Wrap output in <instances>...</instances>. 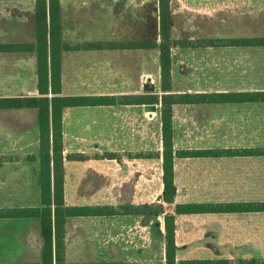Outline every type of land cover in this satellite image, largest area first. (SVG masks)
<instances>
[{
    "label": "crops",
    "instance_id": "1",
    "mask_svg": "<svg viewBox=\"0 0 264 264\" xmlns=\"http://www.w3.org/2000/svg\"><path fill=\"white\" fill-rule=\"evenodd\" d=\"M168 8L170 90L164 92L160 0H58V95L116 98L61 111L64 206L107 208L64 217L66 264H165L166 214L174 215L177 263L264 260V152H253L264 149V100L252 98L264 92V0H168ZM38 20L37 0H0V264L41 260L40 218L19 213L42 202L38 110L21 103L41 96ZM148 82L153 89L144 88ZM163 93L173 98L170 202ZM81 116L101 127L84 124L85 135L69 129ZM197 150L205 153H178ZM103 152L116 155L98 157ZM74 153L85 157H68ZM176 204L204 211L176 213ZM157 205L162 212L149 211Z\"/></svg>",
    "mask_w": 264,
    "mask_h": 264
},
{
    "label": "trees",
    "instance_id": "2",
    "mask_svg": "<svg viewBox=\"0 0 264 264\" xmlns=\"http://www.w3.org/2000/svg\"><path fill=\"white\" fill-rule=\"evenodd\" d=\"M49 36L51 44V98L47 96L48 88V68H47V29L45 28L44 0H37V77L41 96L30 97L21 100V103L33 105L38 110L39 126V163H40V192L41 204L32 208L20 209L21 215L39 217L41 221V232L43 235V245L41 249V260L34 263L17 264H66L64 255V217L68 215L81 214H102L107 212V208H93L89 206L66 207L63 203V183H62V162H63V143H62V124L61 111L65 106L81 105H108L116 101L114 96H60L59 93V53L56 46L59 47V26H58V0L49 1ZM169 8L168 0H160L161 17V40L159 43L161 55V89L166 92L170 90V47L168 43L169 28L168 24ZM262 43L264 40H260ZM254 42H256L254 40ZM188 44H202L201 41L189 42ZM66 47H69L66 45ZM204 98L199 95V99ZM253 99L264 100V92L255 93ZM158 101V96L152 98ZM173 98L171 94L163 93L161 95L162 103V138H163V170H164V199L173 200L172 183V131L170 104ZM175 100V99H174ZM51 110V111H50ZM264 152V149L253 152ZM181 155L204 154L202 150L181 151ZM116 154L112 152H103L98 157L110 158ZM150 155V154H149ZM70 158L80 159L85 155L74 153L68 155ZM51 172L53 173V184L51 185ZM260 210H264V203L260 204ZM153 213L162 212V206L157 205L150 209ZM176 213L200 212L204 211V206L195 204L175 205ZM174 215L166 214L165 222V264H221L226 262L214 260H183L176 262L174 251V233H173ZM264 264V260L261 261Z\"/></svg>",
    "mask_w": 264,
    "mask_h": 264
},
{
    "label": "rangeland",
    "instance_id": "3",
    "mask_svg": "<svg viewBox=\"0 0 264 264\" xmlns=\"http://www.w3.org/2000/svg\"><path fill=\"white\" fill-rule=\"evenodd\" d=\"M70 124L68 126V128L70 129H73V130H76V129H79V131L81 132V134L85 135V133H83V125L84 124H87V123H90V125H92V128L95 129V131L99 130V128L101 127L99 125V127H95V124L94 122L92 123L91 122V118L87 117V116H81V120H80V125H76V122L75 121H69ZM92 123V124H91ZM100 133H102V131L100 130ZM157 255V259L159 258V254H156ZM39 256H40V253L38 254V259H39ZM156 258V256L154 257V259ZM151 264V263H149ZM157 264V263H155Z\"/></svg>",
    "mask_w": 264,
    "mask_h": 264
},
{
    "label": "water",
    "instance_id": "4",
    "mask_svg": "<svg viewBox=\"0 0 264 264\" xmlns=\"http://www.w3.org/2000/svg\"><path fill=\"white\" fill-rule=\"evenodd\" d=\"M144 88H145V89H150V90H151V89L154 88V85L148 82L147 84H145ZM145 109H146V110H150V111H152V110L155 109V106H154V105H147V106H145Z\"/></svg>",
    "mask_w": 264,
    "mask_h": 264
}]
</instances>
